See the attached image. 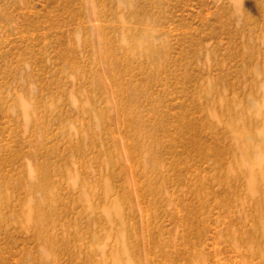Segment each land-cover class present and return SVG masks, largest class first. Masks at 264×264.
<instances>
[{
    "label": "rangeland",
    "instance_id": "1",
    "mask_svg": "<svg viewBox=\"0 0 264 264\" xmlns=\"http://www.w3.org/2000/svg\"><path fill=\"white\" fill-rule=\"evenodd\" d=\"M262 175L264 0H0V264H264Z\"/></svg>",
    "mask_w": 264,
    "mask_h": 264
},
{
    "label": "bare ground",
    "instance_id": "2",
    "mask_svg": "<svg viewBox=\"0 0 264 264\" xmlns=\"http://www.w3.org/2000/svg\"><path fill=\"white\" fill-rule=\"evenodd\" d=\"M259 164H260V163H259ZM260 166H261V164H260ZM259 173L262 174L263 171L259 170ZM253 176H254V173H253ZM260 178H261V180H263V179H264V175H262ZM250 182H251V183L253 182V178H252L251 176H250ZM251 183H250V190H251V191H252V190L254 191V189H253V184H251Z\"/></svg>",
    "mask_w": 264,
    "mask_h": 264
}]
</instances>
